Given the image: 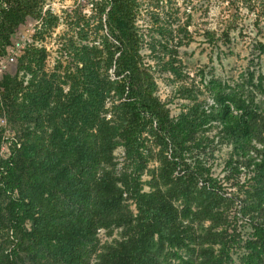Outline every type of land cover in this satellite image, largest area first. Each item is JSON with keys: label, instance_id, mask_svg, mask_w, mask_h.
Masks as SVG:
<instances>
[{"label": "trees", "instance_id": "trees-1", "mask_svg": "<svg viewBox=\"0 0 264 264\" xmlns=\"http://www.w3.org/2000/svg\"><path fill=\"white\" fill-rule=\"evenodd\" d=\"M231 2L225 44L241 8L257 28L264 23V0ZM141 6L96 2L106 32L100 45L72 47L77 68L66 92L34 44L15 58L14 73H1L0 264H264V74L248 70L233 85L210 80L211 103L200 85H180L172 116L154 72L181 75L177 52L151 35L156 63L145 61ZM41 9L40 0H0V61L14 59L15 30ZM187 30L178 46L191 40ZM255 48L264 55L263 42ZM223 147L220 179L211 161ZM239 222L250 230L245 238Z\"/></svg>", "mask_w": 264, "mask_h": 264}, {"label": "rangeland", "instance_id": "rangeland-1", "mask_svg": "<svg viewBox=\"0 0 264 264\" xmlns=\"http://www.w3.org/2000/svg\"><path fill=\"white\" fill-rule=\"evenodd\" d=\"M98 0H40L42 6L41 14L28 17L23 25L17 28L13 34L14 49H10L11 58L0 61V75L4 70L14 73L16 71V57L27 44H34L38 48H44L46 61L44 70L48 77L57 78L59 87L66 92L69 85L62 84L67 80V75L76 71L77 64L74 58L72 47L81 45L99 44L105 29L98 27L99 14L96 8ZM232 0H141L137 15V24L146 37L145 61L155 65L154 55L149 56V37L154 35L155 39L166 43V47L175 49L177 53V65L182 70L181 75L171 74L158 67L155 78L159 85V95L162 100L172 99L169 108L172 116L180 112L183 103L177 97L178 87L186 83L194 82L196 87L204 91L201 98H207L209 103L212 98L206 89V84L213 79L229 83L231 85L241 81V75L253 71L256 78L264 74V55L259 54L255 48L256 42L264 43V23L257 28L254 25L255 14L249 13L245 8L240 9V17L234 25L237 26L230 32V43L225 44L223 31L232 21V14L235 12L231 6ZM53 16L56 18L49 26L44 23V17ZM159 27L173 29V37L156 33ZM183 28L179 31V28ZM184 28L188 29L190 41L185 37L180 46L177 45L179 36L184 37ZM153 42V40H150ZM177 45V47H176ZM176 47V48H174ZM161 54L163 52H160ZM169 56H166V59ZM16 58V59H15ZM205 87V88H203ZM258 98H264L259 96ZM5 121L1 120V125ZM216 131H212L213 135ZM14 133L11 130L6 132L7 136ZM150 145L153 148L152 141ZM3 150V149H2ZM228 148L223 147L214 154V161H211L214 176L220 179L225 177L224 159ZM118 167L124 164V150L119 147L115 151ZM157 164L149 163L152 169ZM150 173L143 176L147 181ZM241 181L245 179L241 175ZM232 182L225 183L227 191H234ZM147 189V188H146ZM133 207V206H132ZM134 208V207H133ZM234 214L235 211H232ZM240 222L237 224V233L241 238L249 234L248 227H243ZM116 232L114 233V236ZM102 240L107 238L105 231L99 234Z\"/></svg>", "mask_w": 264, "mask_h": 264}]
</instances>
